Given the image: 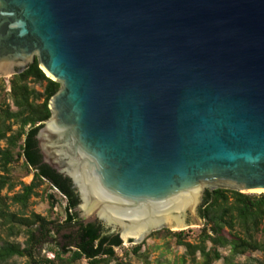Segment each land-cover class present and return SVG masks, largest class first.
Here are the masks:
<instances>
[{"label":"water","instance_id":"95a60500","mask_svg":"<svg viewBox=\"0 0 264 264\" xmlns=\"http://www.w3.org/2000/svg\"><path fill=\"white\" fill-rule=\"evenodd\" d=\"M36 59L80 224L139 245L200 226L207 190L264 194V0H0V78Z\"/></svg>","mask_w":264,"mask_h":264},{"label":"trees","instance_id":"16d2710c","mask_svg":"<svg viewBox=\"0 0 264 264\" xmlns=\"http://www.w3.org/2000/svg\"><path fill=\"white\" fill-rule=\"evenodd\" d=\"M10 78L9 85L0 79V264H21L16 259H24V264H77L82 260L129 264L116 255V249L124 244L120 236L109 234L99 222L80 224L75 211L80 199L71 180L42 163L36 135L52 115L49 104L61 84L45 75L38 59ZM18 164L19 174H32L29 184L15 181L13 172ZM44 185L65 197L61 223L29 212L30 199ZM17 187L20 189L15 192ZM4 191L13 195H3ZM47 200L51 208L58 204L54 195L47 194ZM198 214L204 226L197 243L188 241L191 229H164L153 235L164 233L175 238L185 249L182 264H264V194L207 190ZM141 249L142 244L136 245L131 253L141 257ZM222 250L229 254L223 255ZM255 253L261 259L253 257ZM240 257L245 261H236Z\"/></svg>","mask_w":264,"mask_h":264},{"label":"rangeland","instance_id":"374dc122","mask_svg":"<svg viewBox=\"0 0 264 264\" xmlns=\"http://www.w3.org/2000/svg\"><path fill=\"white\" fill-rule=\"evenodd\" d=\"M0 79H5L6 83L9 85V80L11 78ZM37 89L40 90L39 87H37ZM7 91H9V89ZM19 167L20 164L16 165V167L14 168L13 175L15 177V181H22L26 184H29L33 178L32 174L27 177L22 176L21 174H19ZM19 189L20 187H17L15 189V192L19 191ZM37 194V196L30 199L31 205L29 208V212H34L38 215L47 218L50 221H59L60 223L63 222L65 219V201L61 199L60 196L56 194L54 190L49 188L47 185L40 187L37 190ZM47 194H51L56 197V201H58V204H56L54 208H51L50 202L47 200ZM3 195L12 196L13 193H8L7 191H4ZM12 210L17 211V208L13 207ZM203 226L204 222H202L200 226H195L191 228L192 233L190 234V238L188 239L189 242L197 243L199 241L198 237L200 234V230L203 228ZM163 230L164 229L160 231ZM20 241H23V238H21ZM141 244V257H137L131 253V250L136 246L135 244L123 246L122 249H117L116 255L119 259H123L124 262L129 264H182L181 257H183V255L185 254V249L183 247L178 246L176 239L169 235H166L164 233H161L159 235H153L152 233L143 242H141ZM208 247H210V244H208ZM125 250L128 251L127 255H125ZM222 254L228 255L229 252L228 250H222ZM46 255L52 257V254H49L48 252L46 253ZM253 257L261 259V255L258 253L253 254ZM245 259V257H240L236 261L244 262ZM16 260L21 264L25 263L24 259ZM77 264L90 263L87 260H82ZM110 264H115V262H111ZM214 264H223V262L219 261L215 262Z\"/></svg>","mask_w":264,"mask_h":264},{"label":"built area","instance_id":"2783aa9c","mask_svg":"<svg viewBox=\"0 0 264 264\" xmlns=\"http://www.w3.org/2000/svg\"><path fill=\"white\" fill-rule=\"evenodd\" d=\"M53 190L56 194H58L60 196L61 199H63V200L65 199V197L56 188H53Z\"/></svg>","mask_w":264,"mask_h":264},{"label":"bare ground","instance_id":"6f19581e","mask_svg":"<svg viewBox=\"0 0 264 264\" xmlns=\"http://www.w3.org/2000/svg\"><path fill=\"white\" fill-rule=\"evenodd\" d=\"M257 193H260V191H257ZM176 231V230H175Z\"/></svg>","mask_w":264,"mask_h":264},{"label":"flooded vegetation","instance_id":"af4514ba","mask_svg":"<svg viewBox=\"0 0 264 264\" xmlns=\"http://www.w3.org/2000/svg\"><path fill=\"white\" fill-rule=\"evenodd\" d=\"M108 232V231H107ZM109 233V232H108ZM110 234V233H109Z\"/></svg>","mask_w":264,"mask_h":264}]
</instances>
